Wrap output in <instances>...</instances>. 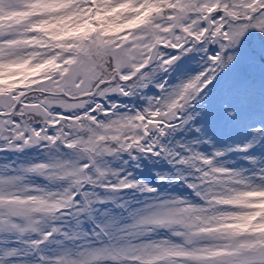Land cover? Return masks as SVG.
<instances>
[{"label": "snow or ice", "instance_id": "6c2138e0", "mask_svg": "<svg viewBox=\"0 0 264 264\" xmlns=\"http://www.w3.org/2000/svg\"><path fill=\"white\" fill-rule=\"evenodd\" d=\"M0 264H264V0H0Z\"/></svg>", "mask_w": 264, "mask_h": 264}]
</instances>
